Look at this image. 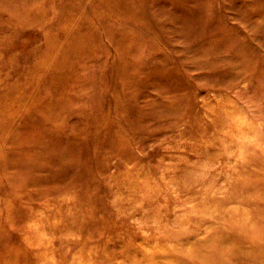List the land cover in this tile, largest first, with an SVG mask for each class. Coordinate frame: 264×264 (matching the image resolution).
Instances as JSON below:
<instances>
[{"label": "rangeland", "instance_id": "rangeland-1", "mask_svg": "<svg viewBox=\"0 0 264 264\" xmlns=\"http://www.w3.org/2000/svg\"><path fill=\"white\" fill-rule=\"evenodd\" d=\"M256 262L264 0H0V264Z\"/></svg>", "mask_w": 264, "mask_h": 264}, {"label": "bare ground", "instance_id": "bare-ground-1", "mask_svg": "<svg viewBox=\"0 0 264 264\" xmlns=\"http://www.w3.org/2000/svg\"><path fill=\"white\" fill-rule=\"evenodd\" d=\"M261 247H262V245H261ZM219 250V249H218ZM238 251H240V250H238ZM238 251H236V252H238ZM239 254V253H238ZM229 255V254H228ZM245 257V256H244ZM247 257H248V255H247ZM238 259V258H237ZM249 259H250V257H249ZM233 261V260H232ZM262 261V260H261ZM238 262H240V261H238ZM247 262V261H246ZM254 263H255V261H254ZM253 263V264H254ZM250 264V263H249ZM252 264V263H251ZM256 264H257V262H256ZM262 264H264V262L262 263Z\"/></svg>", "mask_w": 264, "mask_h": 264}]
</instances>
